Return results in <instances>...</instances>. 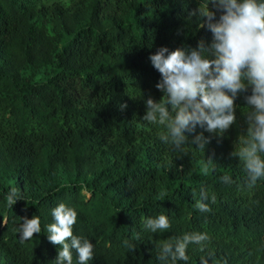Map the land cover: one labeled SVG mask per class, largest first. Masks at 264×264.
Instances as JSON below:
<instances>
[{"label": "trees", "instance_id": "obj_1", "mask_svg": "<svg viewBox=\"0 0 264 264\" xmlns=\"http://www.w3.org/2000/svg\"><path fill=\"white\" fill-rule=\"evenodd\" d=\"M205 3L0 0V264H56L47 228L60 203L77 212L73 234L94 245L88 264H172L158 259L160 245L191 232L210 241L203 250L189 244L188 260L175 264H264V178L247 187L232 155L246 136L251 89L238 93L235 123L222 135L186 134L187 154L142 119L145 100L163 95L149 56L212 44L197 12ZM198 133L209 138L203 152L191 144ZM12 188L22 200L9 207ZM202 189L216 196L204 201L208 213L195 207ZM161 214L170 230L147 232L144 220ZM34 215L41 233L21 242V218Z\"/></svg>", "mask_w": 264, "mask_h": 264}, {"label": "clouds", "instance_id": "obj_2", "mask_svg": "<svg viewBox=\"0 0 264 264\" xmlns=\"http://www.w3.org/2000/svg\"><path fill=\"white\" fill-rule=\"evenodd\" d=\"M197 12L213 35L212 44L205 48L201 41L196 49L187 52L180 48L169 51L167 47H160L149 56L152 66L160 74L155 87L163 95L159 101L150 96L145 100L146 112L142 119L162 128L159 139L163 144L180 154H187L186 146L190 144L186 134L195 133L199 127L208 133L222 135L235 123V98L250 88L251 94L244 97L250 106L246 113V136L239 138L240 147L232 155L243 162L246 186L251 188L257 180L264 178L261 155L264 154V0H206ZM217 12L220 13L218 19ZM209 55L213 58H208ZM126 107V104L121 105L122 109ZM208 142L209 138L198 133L191 144L203 152ZM208 171L205 167V174ZM222 180L232 183L228 175ZM209 199L215 203V194L209 195L202 189L196 209L202 213L210 212L209 204L204 202ZM18 200H22L19 190L12 188L6 196L7 205L12 207ZM52 217L55 222L48 225L47 239L60 248L56 264H72L73 249L78 264H88L94 257V245L73 234L77 212L60 203L52 210ZM21 219L23 222L16 229L21 242L41 233L38 216ZM143 227L149 233L162 234L170 230L171 221L161 214L144 220ZM209 241L210 236L202 232L166 240L160 245L158 259L162 262L171 260L172 264L177 260L187 261L189 244H196L203 250ZM128 247L134 249V245ZM201 264L207 262L202 258Z\"/></svg>", "mask_w": 264, "mask_h": 264}]
</instances>
